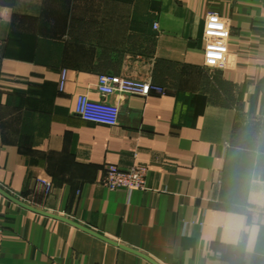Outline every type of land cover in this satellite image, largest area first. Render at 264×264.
I'll list each match as a JSON object with an SVG mask.
<instances>
[{
  "label": "crops",
  "instance_id": "crops-1",
  "mask_svg": "<svg viewBox=\"0 0 264 264\" xmlns=\"http://www.w3.org/2000/svg\"><path fill=\"white\" fill-rule=\"evenodd\" d=\"M101 74L164 92L87 121ZM0 187L81 225L0 192V264H264V0H0Z\"/></svg>",
  "mask_w": 264,
  "mask_h": 264
},
{
  "label": "built area",
  "instance_id": "built-area-1",
  "mask_svg": "<svg viewBox=\"0 0 264 264\" xmlns=\"http://www.w3.org/2000/svg\"><path fill=\"white\" fill-rule=\"evenodd\" d=\"M67 80V71L63 69L59 81L60 91H64ZM97 89L100 99L91 98L88 93L77 96L74 112L83 119L95 123L115 126L120 119V106L110 102L107 97L118 93L136 94L147 96L152 92L163 93L164 88L148 80H140L135 77H122L118 75L101 74L98 77ZM149 165L136 161L129 167L118 165H107L102 177V184L111 189H126L133 191L136 189L145 190L148 188L147 176ZM47 191L52 188V183L41 180Z\"/></svg>",
  "mask_w": 264,
  "mask_h": 264
},
{
  "label": "water",
  "instance_id": "water-1",
  "mask_svg": "<svg viewBox=\"0 0 264 264\" xmlns=\"http://www.w3.org/2000/svg\"><path fill=\"white\" fill-rule=\"evenodd\" d=\"M0 192L3 193L5 196L9 197L10 199H12V200L18 202L19 204H21V205H23V206H26V207H28V208H30V209H32V210H35V211H37V212H39V213L46 214V215H50V216H54V217H60V218H62V219H67V220L70 221L71 223L76 224V225H79L78 223H76V222H74V221H72V220H70V219H68V218L61 217V216H59V215H56V214H53V213H49V212H47V211H44V210H41V209L35 208V207H33V206H31V205H29V204H27V203L21 201V200L18 199L17 197H14V196L11 195L9 192H7L6 190H4L2 187H0ZM79 226H81V225H79Z\"/></svg>",
  "mask_w": 264,
  "mask_h": 264
}]
</instances>
